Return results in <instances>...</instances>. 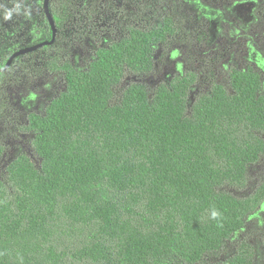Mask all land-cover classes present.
Instances as JSON below:
<instances>
[{
  "label": "trees",
  "instance_id": "trees-1",
  "mask_svg": "<svg viewBox=\"0 0 264 264\" xmlns=\"http://www.w3.org/2000/svg\"><path fill=\"white\" fill-rule=\"evenodd\" d=\"M96 10L77 7L85 20ZM11 15L0 0V32ZM174 25L128 24L82 68L46 58L63 87L27 116L36 160L19 153L0 172V264H259L252 221L233 238L264 201V183L246 189L264 156L260 74L230 67L192 101L193 71L152 92L119 86L152 72Z\"/></svg>",
  "mask_w": 264,
  "mask_h": 264
},
{
  "label": "rangeland",
  "instance_id": "rangeland-1",
  "mask_svg": "<svg viewBox=\"0 0 264 264\" xmlns=\"http://www.w3.org/2000/svg\"><path fill=\"white\" fill-rule=\"evenodd\" d=\"M11 8L6 27L0 32V67L19 48L50 37L43 0H3ZM81 2L94 11L92 17L78 12ZM88 2V3H87ZM61 18L56 22L54 47H40L15 57L2 71L0 81V144L4 154L0 172L15 155L26 153L33 159L30 132L25 125L30 112H40L63 87L60 74L45 68V60L55 54L78 68L86 66L94 49L117 37L128 24L158 23L166 14L173 18L174 33L153 54L152 72L141 76H123L120 87L132 80L143 83L148 92L160 83L185 71L196 74L189 101L207 92L213 82H225L230 67L254 68L264 85V0H49ZM13 10V11H12ZM52 14V13H51ZM36 160V159H34ZM247 190L264 183V156L248 168ZM252 221L257 234L253 242L263 263L259 244L264 228V201L249 216L234 240L244 237ZM252 233V232H251ZM232 249L222 248L228 255Z\"/></svg>",
  "mask_w": 264,
  "mask_h": 264
},
{
  "label": "water",
  "instance_id": "water-1",
  "mask_svg": "<svg viewBox=\"0 0 264 264\" xmlns=\"http://www.w3.org/2000/svg\"><path fill=\"white\" fill-rule=\"evenodd\" d=\"M48 3H49V0H43V3H42V7H43V12L45 14V17L48 21V25L50 27V31H51V39L50 40H44V41H40L38 43H35L33 45H29V46H24L22 48H19L17 49L16 51L12 52L7 61L5 62V64L0 67V70L3 71L8 65L9 63L17 56L19 55H22V54H25V53H28V52H31V51H34L44 45H47V44H50L53 42L54 38H55V34H56V27H55V24H54V21H53V18L49 12V7H48Z\"/></svg>",
  "mask_w": 264,
  "mask_h": 264
},
{
  "label": "clouds",
  "instance_id": "clouds-1",
  "mask_svg": "<svg viewBox=\"0 0 264 264\" xmlns=\"http://www.w3.org/2000/svg\"><path fill=\"white\" fill-rule=\"evenodd\" d=\"M217 215H218V213H217V212H215V211H213V212H212V218H216V217H217Z\"/></svg>",
  "mask_w": 264,
  "mask_h": 264
},
{
  "label": "flooded vegetation",
  "instance_id": "flooded-vegetation-1",
  "mask_svg": "<svg viewBox=\"0 0 264 264\" xmlns=\"http://www.w3.org/2000/svg\"><path fill=\"white\" fill-rule=\"evenodd\" d=\"M45 15V14H44ZM51 33V32H50ZM55 36H56V34H55ZM50 39H51V35H50ZM50 39H47V40H50ZM55 39V38H54ZM44 41V40H43ZM54 41V40H53ZM53 43V42H52ZM51 44V43H50ZM47 45H49V44H47ZM45 46V45H44ZM44 46H42V47H44Z\"/></svg>",
  "mask_w": 264,
  "mask_h": 264
}]
</instances>
